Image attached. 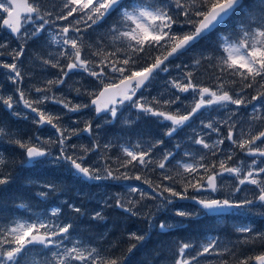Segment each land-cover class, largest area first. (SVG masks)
<instances>
[{
  "label": "snow or ice",
  "instance_id": "obj_1",
  "mask_svg": "<svg viewBox=\"0 0 264 264\" xmlns=\"http://www.w3.org/2000/svg\"><path fill=\"white\" fill-rule=\"evenodd\" d=\"M113 14L116 20L106 32L91 40L94 28ZM222 26L224 30L217 31ZM0 29L7 30L16 42L13 48L9 40L0 41V57L7 51L10 58V62L0 59V69L5 70L4 77L12 86V91L5 94L0 84V106L12 116L55 130V138L34 135L24 139L20 131L10 129L0 120V142L21 152L17 164L0 151V191L16 180L12 171H5L9 165L21 170L32 165L52 166L84 184L135 180L147 186L145 189L129 185L127 199L117 195L112 198L114 203L108 198L103 201V206L121 209L147 225L127 233V239L133 243L120 256L74 239V222L64 216L63 208L66 206L76 216L88 213L75 203L63 201L39 213L0 216V264H129L134 250L144 247L153 231L166 234L178 226L167 220L156 223L160 214L173 211L171 206L176 199H190L195 205L191 210L175 209L174 215L180 218L264 209V129L253 134L255 128L264 125V0L251 3L246 0H61L59 9L51 10L41 0H0ZM45 33L43 47L50 49L55 45L56 54L48 52L45 57L38 53L36 59L45 68L58 69L61 75L47 80L43 86H34L26 94L22 57L27 44ZM212 33L216 36L210 46L196 49ZM194 49L190 64L181 62L173 66V60ZM62 61H67L66 66ZM205 64L213 70L210 84L198 81L193 71ZM173 67L176 76H169L162 92L151 95L155 81L162 73L169 74ZM74 73L95 83L92 90H75L77 96L89 97L88 103L73 104L53 93V88L64 85L66 78ZM253 91L255 94L250 95ZM32 93L35 99L31 98ZM49 102L62 105L70 113L94 109L96 118L103 117L106 124L120 120L132 126L141 118L155 120L165 129L162 136L169 139L191 128L194 119L204 111H216L220 115L219 110L223 109L225 114L220 119L210 116L206 122L201 120L199 132L192 129L184 140L175 143L173 150H165L159 158L154 159V154L164 145V139L141 136L135 142L120 145L121 155L114 160L102 155L99 163H89V153L99 152L100 144L93 141L90 147L77 148L70 142L81 132L93 135V122L88 121L83 129L63 127L62 115L47 110ZM21 104L34 115L20 111ZM124 110L134 112L136 120L124 118ZM242 112L245 115L241 118ZM220 125L227 128L226 135L222 134ZM100 127L95 125L97 130ZM211 133L219 138L212 140ZM226 141L227 147L221 148ZM184 143L200 147L195 151L185 150L183 157L176 160V151ZM103 147L107 150L112 144ZM237 152L249 158L250 163L241 159L233 165ZM173 160L175 172L170 175L168 165ZM149 171H159V182L140 174ZM225 175L234 180V187L224 198H218L213 194L222 191L219 181ZM177 178L182 191L177 190ZM39 187L42 190L36 195L47 199L57 192L60 182L48 180ZM189 189L197 194H209L189 196ZM241 192H246L243 198L239 197ZM148 200L157 203L141 216L138 205ZM14 206L30 212L27 203ZM259 214L264 216V211ZM90 219L103 220L102 210L93 211ZM234 231L240 234L243 244L264 242V232L256 231L251 225L234 226ZM234 248L235 245L221 248L217 238L200 245L199 250L191 243L178 242L172 250L173 264H199L206 254L231 256L235 264L253 261L264 264V252L237 258ZM41 254L43 259L37 260L35 257ZM219 264L229 261L221 259Z\"/></svg>",
  "mask_w": 264,
  "mask_h": 264
},
{
  "label": "trees",
  "instance_id": "obj_2",
  "mask_svg": "<svg viewBox=\"0 0 264 264\" xmlns=\"http://www.w3.org/2000/svg\"><path fill=\"white\" fill-rule=\"evenodd\" d=\"M246 2L251 3L252 0H246ZM41 4L49 10L53 8L59 9L61 0H41ZM115 20V14L109 16L102 24L94 28L90 33V39L95 40L98 36L103 35ZM229 23H231V21H229ZM223 30L224 27L222 26L217 31ZM46 36L47 33H45L39 40L30 41L27 44L26 51L22 57L23 64L21 67L25 74L23 88L25 89L26 94L34 86H43L47 80L58 78L61 75L58 69H53L50 66L45 68L42 66L41 61L36 59L38 53L45 57L48 52H52L53 55L56 54L55 45L50 49L43 47ZM215 36L216 33H212L207 40H201L200 43L196 45V49L208 48L210 42L215 39ZM105 39L107 40L108 38L105 37ZM2 40H9L11 46L13 48L16 47L15 40L7 34L4 29H0V41ZM194 51L195 49L186 53L180 59L173 60V66L181 62L190 64ZM0 59L9 60L10 62L7 51H5L4 56L0 57ZM62 63L66 66L67 61H62ZM4 71L5 70L0 69V84L3 85L4 93L8 94L12 91V86L10 82L6 81L3 74ZM193 71L198 81L209 84L212 83L210 77L213 75V70L208 68L207 64L202 65L200 68L194 69ZM176 74L174 67L169 74L162 73L152 86L150 90L151 95L155 96L162 92L164 90L163 86L165 81L169 79V76L174 77ZM93 87H95V83L91 78L86 76L82 77L81 74L74 73L66 78V83L64 85L53 88V93L57 98L69 100L73 104H83L89 102V97L84 95L77 96L75 90L77 88H81L82 91L85 88L92 90ZM254 94V91L250 93V95ZM145 95H147V93H145ZM31 98H36L34 93H32ZM188 99L190 100L191 97ZM19 110L22 112H28L27 109L23 108L22 104L19 106ZM47 110L53 114L62 115L63 118L60 121L61 126L67 127L70 130L83 129L88 121L93 122V135L81 132L78 136L72 137L70 142L71 144L76 145L77 148H79L80 145L90 147L93 141L100 144L101 147L99 152L95 155L89 153L87 158L89 163H99V157L102 155L114 160L117 156L121 155L120 145H126V142H135L138 137L141 136L144 139H164V145L158 148L154 154V159L159 158L165 150H173L175 143L184 140L185 134L190 133L192 129L199 132L201 120L206 122L210 117V114H206L198 121L195 120L199 117L195 118L192 122L191 128H185L182 132L178 133L177 136L169 139L162 136L165 129L155 120H147L144 118L136 120L135 113L129 112L128 110H124V118L131 117L133 120H136V123L132 126L123 124L120 120L114 121L111 124H106L104 123L103 117L94 119L92 109H81L78 113H70L67 112L66 109H63L62 105L49 102L47 104ZM247 112L250 113L251 108H248ZM219 113L220 115L217 113L211 117L220 119L221 116L225 114L223 109H221ZM202 114H205V112H202L200 115ZM28 115L32 116L34 114L28 112ZM244 115L245 113L242 112L241 118ZM0 120L5 121L10 129L20 131L24 139L34 135H39L45 139L48 137L55 138V130L52 129L51 126L38 127L34 125L30 119L25 120L10 115L2 106H0ZM97 124L101 125L98 130L95 128V125ZM220 127L222 134L226 135L227 128L223 125H220ZM244 127L247 128V125H244ZM261 129H264V125L255 128L253 134ZM210 135L212 140L219 138L215 133H211ZM109 142H111L112 147L105 150L103 146ZM227 145L228 142L226 141L224 145H221V148H226ZM199 147L200 146H192L188 143H184L182 147L176 151V160H180L183 157V152L185 150L195 151V149ZM0 151H2L10 161H16L18 164L21 157V152L18 148L13 147L6 142H0ZM201 151L203 150L201 149ZM240 154L241 153L237 152L235 158L231 162L233 165L236 163ZM196 158H199L198 155ZM218 158L219 156L217 159ZM174 165L175 160L168 165L171 169L169 172L170 175L175 172ZM112 166L116 167L117 165L113 164ZM5 171H12L13 175L16 176V180L5 190L0 191V216H6L9 218L13 216H25L29 215L31 212L39 213L43 212L48 207L59 206L63 201L75 203L76 205L81 206L88 215L76 216L74 213H71L66 206L63 208L64 216L67 217L68 220L74 222L75 228L73 238L83 240L85 243L98 249H103L107 254L114 256H120L122 253L126 252L129 244L133 243L127 239L128 232L136 231L139 228H147L146 223H143L140 218L130 216L129 214L124 213L121 209L115 207L103 206L105 198H108L110 203H114V199L112 198L117 195L127 199L125 194L128 193L127 186L129 185H140L147 189V186L142 185L139 181H106L100 182L99 184L96 182L84 184L67 173L62 174L61 172H58L52 166L40 165L28 166L23 170L18 166L9 165ZM137 172H139V169H137ZM140 174L154 182H159V171H149ZM225 176L227 177V175ZM48 180L59 181L60 187L57 192L50 194L47 199H42L38 197L36 193L42 190L39 185ZM230 182L231 187H234V180L232 178H230ZM176 187L178 191L183 190L179 178H177ZM230 192L231 191H228V193ZM188 195L192 196L198 194L192 189H189ZM136 198L139 199L138 196H136ZM20 202L29 204L30 212H26L24 209L15 208L14 205ZM154 205V202L151 200L142 202L141 205H138L140 215L143 216L144 213L149 212L153 209ZM171 207L175 209L189 210L195 208L194 205L180 201L179 199H176ZM101 210L104 217L103 220L96 221L90 219L93 211ZM260 212H262V209L254 208L252 213H245L243 211L238 212L235 210L224 216L199 215L190 218L176 217L174 215V210L162 213L156 220L157 224H159L160 220H167L169 223L178 224V226L166 234H159L158 232L153 231L152 238L147 244L142 248L134 250V253L130 257L129 264H173L175 256L173 255L172 250L178 242L191 243L196 246V250H199L200 245L206 243L212 238H217L219 240L221 248L224 246L233 248V245H235L233 250L236 252L237 258L260 254L261 252H264V242L257 241L254 244H243L240 242V234L234 231V226L251 225L256 231L264 232V216L260 215ZM65 222H67V220ZM192 254L194 255L195 252H192ZM35 258L37 260H42L43 255H37ZM221 259L228 260L229 264H235V261L231 256L225 255L219 257L215 254H206L204 258L199 260V264H219Z\"/></svg>",
  "mask_w": 264,
  "mask_h": 264
},
{
  "label": "rangeland",
  "instance_id": "obj_3",
  "mask_svg": "<svg viewBox=\"0 0 264 264\" xmlns=\"http://www.w3.org/2000/svg\"><path fill=\"white\" fill-rule=\"evenodd\" d=\"M219 111H221V109L219 110ZM208 113H210V116H213L214 114H217V112L216 111H210L209 110V112ZM207 114V111H205V114H202V115H198V117L199 118H202L203 117V115H206ZM241 159H244L247 163H249L250 162V159L249 158H247V157H245L244 156V154H240V156L238 157V159H237V161H236V163L238 162V161H240ZM235 163V164H236ZM219 183H220V185H221V188H222V191L224 192V193H226L227 194V192L228 191H231L232 190V188L233 187H231V182H230V177H223L222 179H221V181H219ZM228 195V194H227ZM246 195V192H241V193H239V197H244ZM154 202V204L155 203H157L156 201H153ZM172 209L173 210H175V208H173L172 207Z\"/></svg>",
  "mask_w": 264,
  "mask_h": 264
},
{
  "label": "flooded vegetation",
  "instance_id": "obj_4",
  "mask_svg": "<svg viewBox=\"0 0 264 264\" xmlns=\"http://www.w3.org/2000/svg\"><path fill=\"white\" fill-rule=\"evenodd\" d=\"M249 163H250V162H249ZM262 166H264V165H262ZM208 194H209V193L204 192V193H199L198 195L204 196V195H208ZM227 194H229V193L227 192ZM227 194L224 193L223 191H220L219 193H216V194H213V195H216L218 198H224ZM240 198H243V197H240ZM262 211H264V209H262ZM216 216H217V215H216Z\"/></svg>",
  "mask_w": 264,
  "mask_h": 264
},
{
  "label": "water",
  "instance_id": "obj_5",
  "mask_svg": "<svg viewBox=\"0 0 264 264\" xmlns=\"http://www.w3.org/2000/svg\"><path fill=\"white\" fill-rule=\"evenodd\" d=\"M6 15V14H5ZM9 33V32H8ZM94 117L96 118V114H95V111H94ZM85 133V132H84ZM186 201H189V202H191V203H193L194 204V202L192 201V200H190V199H185ZM227 213H229V212H227ZM226 214V213H225ZM209 215H211V214H209ZM253 264H255V262L253 261L252 262Z\"/></svg>",
  "mask_w": 264,
  "mask_h": 264
},
{
  "label": "bare ground",
  "instance_id": "obj_6",
  "mask_svg": "<svg viewBox=\"0 0 264 264\" xmlns=\"http://www.w3.org/2000/svg\"><path fill=\"white\" fill-rule=\"evenodd\" d=\"M84 133V132H83Z\"/></svg>",
  "mask_w": 264,
  "mask_h": 264
}]
</instances>
